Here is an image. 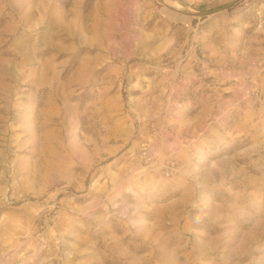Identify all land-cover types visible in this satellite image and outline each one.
Listing matches in <instances>:
<instances>
[{"label": "rangeland", "instance_id": "rangeland-1", "mask_svg": "<svg viewBox=\"0 0 264 264\" xmlns=\"http://www.w3.org/2000/svg\"><path fill=\"white\" fill-rule=\"evenodd\" d=\"M0 264H264V0H0Z\"/></svg>", "mask_w": 264, "mask_h": 264}, {"label": "water", "instance_id": "water-1", "mask_svg": "<svg viewBox=\"0 0 264 264\" xmlns=\"http://www.w3.org/2000/svg\"><path fill=\"white\" fill-rule=\"evenodd\" d=\"M235 1L231 2V3H228V4H225L223 6H219L217 8H213V9H209V10H204V11H201L199 12L202 16H205V15H209V14H213L215 12H218V11H221V10H224V9H227L228 7H230L232 4H234Z\"/></svg>", "mask_w": 264, "mask_h": 264}]
</instances>
